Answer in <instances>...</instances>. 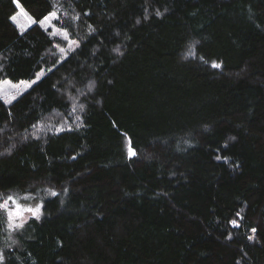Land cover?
Returning a JSON list of instances; mask_svg holds the SVG:
<instances>
[{
    "label": "trees",
    "instance_id": "trees-1",
    "mask_svg": "<svg viewBox=\"0 0 264 264\" xmlns=\"http://www.w3.org/2000/svg\"><path fill=\"white\" fill-rule=\"evenodd\" d=\"M43 70L0 98V200L42 204L5 264H264V0H0V84Z\"/></svg>",
    "mask_w": 264,
    "mask_h": 264
},
{
    "label": "rangeland",
    "instance_id": "rangeland-1",
    "mask_svg": "<svg viewBox=\"0 0 264 264\" xmlns=\"http://www.w3.org/2000/svg\"><path fill=\"white\" fill-rule=\"evenodd\" d=\"M20 13H21V9H19L18 13L15 15L17 19L14 21V23L17 25V27L19 28V30L21 32H26V30L28 28H30L34 23H32L31 20H29L27 18V17H31L27 12L24 11V13L27 14V17L21 15ZM55 20L56 19H52L50 21H45V22H42V23L40 22L39 24L41 25V27L43 29L50 30V33L53 36L61 38V39H64L63 30H65V29L58 28L56 26V24H55ZM57 29H60L61 31H57ZM67 33H68V31H67ZM68 36H69V39H67V41H69L68 45H67L66 48H64V52L63 53L61 52L63 60H65L74 50H76L79 47V46L77 47L76 44L72 43V41H76V40H71L69 33H68ZM76 42L79 45V42L78 41H76ZM193 57H194V48L191 46V47H188L184 51L183 58L184 59H191ZM47 73L48 72L46 70H43L33 80H26V81H21V82H18V83L11 82V81L2 82L0 84V98H2V100L5 103H7V104L14 102L19 97H21L23 94H25L35 84H37V82H39L42 78H44ZM33 81H35V82L33 83ZM13 197L21 205H24L25 207H33V208H35L37 205H42L40 202L35 203L34 201H29V197H26L28 199L27 202H23L22 200H20L19 197H16V196H13ZM2 202H3V200H0V203H2ZM9 206L12 207L11 202H10ZM31 216H32L31 213H28V212L24 213V217H25L26 221ZM6 221H7L6 214H4L3 212H0V222H1L0 223V231L2 230V232L5 235L3 237V242H7V241L14 242L16 237H18L17 232L18 231L20 232L22 229L16 230L14 232L7 231L6 230L7 229V222ZM25 223H24V225H25ZM0 240H1V238H0ZM0 250H3L4 251V255H5V250H4L3 246H0Z\"/></svg>",
    "mask_w": 264,
    "mask_h": 264
},
{
    "label": "snow or ice",
    "instance_id": "snow-or-ice-1",
    "mask_svg": "<svg viewBox=\"0 0 264 264\" xmlns=\"http://www.w3.org/2000/svg\"><path fill=\"white\" fill-rule=\"evenodd\" d=\"M14 2H16L17 5L19 6V0H14ZM20 14L27 17V14L24 13L23 9H21ZM85 15H88V14L85 13ZM27 18L29 20H31L32 23H37V21L33 20L31 17H27ZM75 18L79 19L78 16ZM11 19L13 21H15L17 18H16V16H12ZM52 19H56V20L60 19V17L58 16V13L56 11L50 12L47 16H45L43 18V21H41V23L45 22V21H50ZM57 31H61V30L57 29ZM63 37L65 40L69 39V36H68V33L66 30H63ZM72 43L76 44L77 47L79 46L76 41H72ZM60 51L63 53L64 49L61 48ZM213 67L219 68L220 65L214 64ZM34 82L35 81H33V83ZM73 111H75V107L73 108ZM77 119H78V117H77ZM33 127H35V125H33ZM41 127H43V125H41ZM129 153H130V156H134L136 154L135 151L132 150L131 148L129 149ZM53 195H56V193H53ZM10 202H11L12 207L9 206ZM41 207H42V205H37L35 208L25 207L24 205H21L14 197H12V196L7 197V199L3 200V202L0 203V212H3L4 214H6V217H7V221H6L7 222V229L6 230L10 231V232H14L16 230L22 229L24 227V223L26 222L25 217H24L25 212L31 213V215L35 219H39L40 214H41ZM231 223L235 227L240 226L236 220L231 221ZM256 231L257 230L255 228L252 229L253 233H255ZM248 239L253 240L254 236H249ZM5 259L6 258L4 255V251L0 250V264H5Z\"/></svg>",
    "mask_w": 264,
    "mask_h": 264
}]
</instances>
